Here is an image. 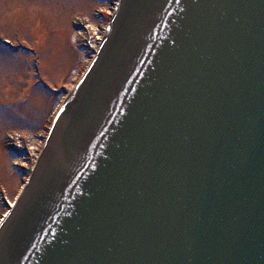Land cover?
Wrapping results in <instances>:
<instances>
[{"label": "water", "instance_id": "water-1", "mask_svg": "<svg viewBox=\"0 0 264 264\" xmlns=\"http://www.w3.org/2000/svg\"><path fill=\"white\" fill-rule=\"evenodd\" d=\"M0 227V264H264V0H123Z\"/></svg>", "mask_w": 264, "mask_h": 264}, {"label": "rangeland", "instance_id": "rangeland-1", "mask_svg": "<svg viewBox=\"0 0 264 264\" xmlns=\"http://www.w3.org/2000/svg\"><path fill=\"white\" fill-rule=\"evenodd\" d=\"M119 7L120 0H0V227L31 180L46 125L99 57Z\"/></svg>", "mask_w": 264, "mask_h": 264}, {"label": "bare ground", "instance_id": "bare-ground-1", "mask_svg": "<svg viewBox=\"0 0 264 264\" xmlns=\"http://www.w3.org/2000/svg\"><path fill=\"white\" fill-rule=\"evenodd\" d=\"M111 35H112V30L108 32V37H107L106 41L108 40V38H109ZM105 43H106V42H105ZM104 45H105V44H104ZM103 48H104V46H103ZM103 48H102V50H103ZM22 191H23V190H22ZM22 191H21V193H22ZM5 198H6V200H7V203L10 204V202H11L10 197L5 196ZM18 198H19V197H18ZM13 206H14V205H13ZM13 206H12V207H13ZM7 219H8V217H6V220H7ZM6 220H5V221H6Z\"/></svg>", "mask_w": 264, "mask_h": 264}]
</instances>
